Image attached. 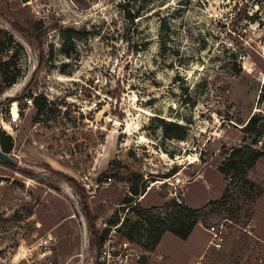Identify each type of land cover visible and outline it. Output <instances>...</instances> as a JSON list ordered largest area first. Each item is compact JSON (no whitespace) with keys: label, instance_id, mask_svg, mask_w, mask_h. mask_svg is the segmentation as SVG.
<instances>
[{"label":"rangeland","instance_id":"374dc122","mask_svg":"<svg viewBox=\"0 0 264 264\" xmlns=\"http://www.w3.org/2000/svg\"><path fill=\"white\" fill-rule=\"evenodd\" d=\"M0 53V136L18 163L0 159V264H59L83 242L91 264L96 232L118 223L141 246L176 195L206 207L187 240L168 231L152 251L167 264H264V157L249 172L259 198L218 169L225 147L264 151V120L243 128L264 117V0H0Z\"/></svg>","mask_w":264,"mask_h":264},{"label":"trees","instance_id":"16d2710c","mask_svg":"<svg viewBox=\"0 0 264 264\" xmlns=\"http://www.w3.org/2000/svg\"><path fill=\"white\" fill-rule=\"evenodd\" d=\"M141 16L142 15L140 14L139 9H137L134 15L131 16V18L135 19ZM164 27L165 25L163 24L162 32H163ZM63 53H65L66 55L70 54L66 48L63 49ZM16 56L17 54L12 55V57H16ZM2 58L5 59L6 58L5 55ZM37 104L38 102H36V105ZM44 105H40V107L43 108ZM263 120H264V117L261 118L259 115L254 114L248 120L247 124L243 127L245 131V136H247V134H252V133H255L256 135H260L261 134L260 129L263 128V126L261 125ZM184 135L185 133L182 131L181 133L177 135H173V137L183 139ZM244 141L246 142V139H244ZM254 144L255 142H251L250 144H243L241 146H235L232 148L225 147L224 151H226L227 157H225L224 161H222L221 165L218 167L219 171L222 174H224L226 178H228L229 175L233 173L234 181L233 182L231 181L230 184L236 188L235 190L240 195L245 196V198L247 199L252 198V197L259 198L263 194L262 191H260L256 195L251 194V192H253L257 184L249 177V172L255 169L257 166V163L260 161L262 157H264V151L255 147ZM0 146L4 152L6 153L10 152L13 147L11 137L1 135L0 136ZM11 166L16 167L17 164L11 165ZM230 186L228 185V187L226 188V191H225L226 197L231 195ZM127 203H128L129 210L136 209V207H134L133 205L134 202L132 198H129L127 200ZM177 208H180L181 215L173 216L172 212L173 210ZM202 209L183 207L181 204H179L176 201V199H172V201H168L162 206H157L155 210L164 213L165 215H167L168 218H172V221L170 222V225L166 222H163L164 224L163 227H155L152 230V232L148 234V237H147L148 242L141 244V247L149 251H154L160 244L165 233L168 231L183 240L188 239L191 233L193 232L194 228L196 227V225L200 222V213ZM241 209H242V206H240L237 203L236 207L234 208L232 207L228 210L229 212H231L230 216L235 217L237 216V213ZM183 210L184 212L185 211L186 212L183 213L182 212ZM86 214L88 216V212H86ZM95 235H96L95 240L97 242V248H99L102 243L103 238L97 235V232ZM129 237L131 239H134L132 235H130Z\"/></svg>","mask_w":264,"mask_h":264},{"label":"built area","instance_id":"2783aa9c","mask_svg":"<svg viewBox=\"0 0 264 264\" xmlns=\"http://www.w3.org/2000/svg\"><path fill=\"white\" fill-rule=\"evenodd\" d=\"M34 99L35 97L31 95L25 98V102H27L28 106H33ZM20 121L21 108L18 101H14L9 109L7 123L11 127L12 125H17ZM2 125H5L3 118ZM180 144L188 145V149L193 152L200 150V146L198 144L191 146L187 140L180 141ZM111 179L112 178H109V180ZM4 184L5 179H0V186ZM175 199L179 204L183 203V200L180 196L176 195ZM121 226L122 223L115 225L110 231L109 235L102 240L97 252L91 258V264H167L166 254L162 252L153 253L152 251L146 250L140 245L136 244L131 239L121 235L119 232ZM207 230L212 233L215 239H220L221 235H223V231L215 225L209 226ZM50 240L51 239H44L40 244L47 246Z\"/></svg>","mask_w":264,"mask_h":264},{"label":"crops","instance_id":"0c3cea01","mask_svg":"<svg viewBox=\"0 0 264 264\" xmlns=\"http://www.w3.org/2000/svg\"><path fill=\"white\" fill-rule=\"evenodd\" d=\"M199 179V178H197ZM196 179V180H197ZM185 196V200H186V203L191 206V204L189 203L188 201V198H187V193L184 194ZM141 201H143V199H141ZM208 202V201H207ZM207 202H205L204 204H206ZM204 204H202L201 206H203ZM193 207V206H191ZM199 207V206H198ZM196 208V207H194ZM197 225H201V223L199 222ZM196 225V226H197ZM202 226V225H201ZM192 234V233H191ZM190 237V236H189ZM187 240V239H186ZM159 247V246H158ZM85 251V242H83L81 244V247L79 250L75 251L73 254H71L70 256H61L59 258V264H71L75 259H77V256L81 253V252H84ZM75 264H83L82 261L80 259H77V261L75 262Z\"/></svg>","mask_w":264,"mask_h":264},{"label":"water","instance_id":"95a60500","mask_svg":"<svg viewBox=\"0 0 264 264\" xmlns=\"http://www.w3.org/2000/svg\"><path fill=\"white\" fill-rule=\"evenodd\" d=\"M27 1V0H24ZM0 159L7 164H11V165H16L18 164L9 153H6L2 150L1 146H0Z\"/></svg>","mask_w":264,"mask_h":264},{"label":"bare ground","instance_id":"6f19581e","mask_svg":"<svg viewBox=\"0 0 264 264\" xmlns=\"http://www.w3.org/2000/svg\"><path fill=\"white\" fill-rule=\"evenodd\" d=\"M0 127H1V125H0ZM5 127H6V129L11 128L10 126H5ZM195 161H197V160H193V161H191L190 163H194Z\"/></svg>","mask_w":264,"mask_h":264}]
</instances>
